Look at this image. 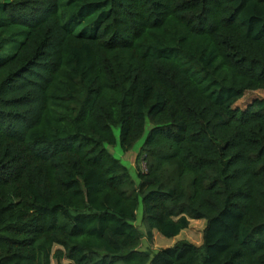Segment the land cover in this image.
<instances>
[{
    "label": "trees",
    "instance_id": "1",
    "mask_svg": "<svg viewBox=\"0 0 264 264\" xmlns=\"http://www.w3.org/2000/svg\"><path fill=\"white\" fill-rule=\"evenodd\" d=\"M116 129L124 150L145 135L138 180ZM191 219L201 245L140 248ZM54 246L69 264H264V0L0 1V264Z\"/></svg>",
    "mask_w": 264,
    "mask_h": 264
},
{
    "label": "rangeland",
    "instance_id": "2",
    "mask_svg": "<svg viewBox=\"0 0 264 264\" xmlns=\"http://www.w3.org/2000/svg\"><path fill=\"white\" fill-rule=\"evenodd\" d=\"M0 1H7V0H0ZM261 97L263 93L260 91H255L251 93V96L246 97L238 102V105H245L247 101H251L253 97ZM152 124L148 121L146 126V131L151 128ZM116 136H117V144L114 146L107 145V148L117 157L119 158L125 165L129 167L131 170L132 176L137 179V169H146V163L143 161V158L139 157L141 146L145 140V135L141 138L133 148L130 150H124L120 146V136H119V129H116ZM142 215H143V207L141 206L138 210V219L136 221V225L146 233V228L142 224ZM207 220L206 219H191L190 226L184 229L178 236L168 238L163 236L159 231L154 230V236L152 240H149L146 236L142 240L141 249L145 250L151 255L157 252L161 248H166L170 246H174L177 242L185 240L192 242L196 245H201L203 243V232L206 228ZM59 246H54L52 252V264H69V260L65 258V256H57V250Z\"/></svg>",
    "mask_w": 264,
    "mask_h": 264
}]
</instances>
